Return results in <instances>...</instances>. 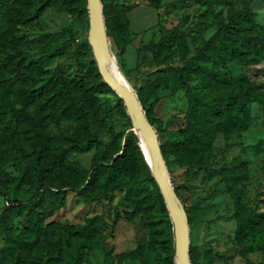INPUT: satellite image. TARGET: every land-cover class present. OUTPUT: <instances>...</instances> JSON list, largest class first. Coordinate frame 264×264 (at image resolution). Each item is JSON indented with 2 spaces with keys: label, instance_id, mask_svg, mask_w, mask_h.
Here are the masks:
<instances>
[{
  "label": "rangeland",
  "instance_id": "rangeland-1",
  "mask_svg": "<svg viewBox=\"0 0 264 264\" xmlns=\"http://www.w3.org/2000/svg\"><path fill=\"white\" fill-rule=\"evenodd\" d=\"M99 1L108 50L125 84L136 97L142 87L165 84L156 107L162 135L158 137L157 125L152 127L158 142H165L167 135L171 142L181 141L177 133L194 107L215 109L216 99H224L227 91L254 93L245 104L246 127L216 132L219 117H210L208 126L215 134L209 146L192 142L188 156L169 160L167 178L187 220L190 264H264V62L247 67L237 53L231 55L213 41L220 24L228 23L239 35H264V2ZM237 13L241 16L231 21ZM37 23L24 29L34 41L25 54L42 58L49 71L67 72L70 77H83L86 84L102 82L106 87L95 94L99 97L96 118L90 125L80 120L56 124L50 112L26 105L7 85H0V264H12L20 251L29 254L22 264H33V254L42 248L47 251V264H72L77 244L70 243L68 251L62 243L64 250L55 252L53 228H84L93 217H98L94 227L103 239L94 236V246L84 252L81 264H139L137 256L145 257L147 264L156 260V264H176L172 221L164 201L154 203L159 188L127 107L98 72L89 41L87 0H78L71 10L48 7ZM57 47H62L60 53ZM178 75L184 83H174ZM212 78L216 88L207 82ZM151 96L144 105L154 101ZM78 135L99 138L90 151L81 153L70 143ZM57 139L63 148L74 151L69 156L73 168L107 166L103 181H108L111 169H120L99 202H85L68 186L72 173H47L45 166L51 168L55 153L49 143ZM135 148L141 154L137 164ZM192 171L196 174L189 176ZM44 174L57 177L50 181L51 193L63 195V206L53 213L49 204L35 207L34 212L15 206L17 201L30 200ZM142 199L145 208L132 214L133 201ZM37 212L40 217L34 216ZM251 215L255 221L244 232ZM154 216L165 218L151 220ZM166 217L171 227L166 226ZM149 220L158 222L152 226ZM102 245L116 254L104 259Z\"/></svg>",
  "mask_w": 264,
  "mask_h": 264
},
{
  "label": "trees",
  "instance_id": "trees-1",
  "mask_svg": "<svg viewBox=\"0 0 264 264\" xmlns=\"http://www.w3.org/2000/svg\"><path fill=\"white\" fill-rule=\"evenodd\" d=\"M77 1L78 0H0V85H7V87L12 89V93L15 94V97L21 96V98H23L22 101L25 102L26 105L34 106L42 113L47 111L50 112V116L56 118V124L65 120H80L84 121V123L94 125V119L96 118V109H94V105L96 104L95 98H99L96 97L97 95L95 94L99 92L101 87H106L104 83L86 84L83 81V77L77 75L75 77H70L69 73L59 70L49 71L45 68L42 58L35 59L24 52L25 50H32L30 44H34V41L28 39L24 34L25 28L28 29L34 25H38L37 21L46 8L55 6L56 8L59 7L60 9L71 10ZM262 1L264 2V0ZM240 16V13L233 15L231 21ZM230 27L231 23L220 24L219 30L213 41L220 43L223 49L228 51L231 55L237 53L247 67L264 62V35H239L236 31L230 30ZM167 40L172 41L173 39L172 37H168ZM59 48L57 52L60 53L62 47ZM181 82H183L181 75H178L174 83ZM207 82L210 83V86L213 88L217 87L215 79L212 78ZM162 86L165 87V84L145 86L137 93V99L140 102L148 122L152 127L158 126V137H160L164 131L162 121L156 114L157 101H160L161 92L163 91ZM149 94H152L151 97H153L154 103L152 102L144 105ZM226 94L227 96H225L224 99H216L215 109H200L199 107H194L187 112L186 125L177 133L181 141L176 143L171 142L173 140H170L168 135L166 136L167 139L165 142L159 141V146L167 169L170 164L169 160L173 157L179 160L183 158L184 155L188 156L190 153V144L192 142L200 143L203 147L209 146V138L213 137L215 134L208 126L210 117H219L214 125V130H216V132L230 131L232 129L247 126L245 104L247 98L254 99V93L250 90H245L243 92L234 93L227 91ZM117 104L119 107H123L120 100H117ZM10 107L13 109L12 105H10ZM235 107L238 108L236 113L234 112ZM187 134L190 135L188 136ZM98 138L99 136H92L91 138L89 135H78L72 137L70 143L75 152L84 153L90 151L93 146L92 144L98 142ZM57 141L58 142L51 141V143H49V148L53 149L55 153L51 168L45 166V169L50 170L47 171V173L58 170L72 173L71 176L73 180L68 183V186L74 192H78L84 198L85 202H99L102 198L100 195L105 191H109L110 188H108V186L110 182L115 180L120 169L117 167H115L114 170L111 169L107 174L108 181H103L100 178L105 174L107 166L99 164L90 169H83L81 167L73 168L69 156L72 155L74 151L63 148L61 141L58 139ZM50 144H52V146ZM135 149L137 151V158L134 161L137 164L141 159V154L138 148ZM129 162L130 160L128 159L127 165ZM145 166L147 165L145 164ZM193 174H196V171H192L189 176ZM39 178L40 186L30 200L26 202L17 201L15 202V206L29 208V211L34 212L35 207L42 204H49L50 212L53 213L63 206V195L51 193L50 181H53L54 178L57 177H48L44 174ZM156 199L163 205L164 200L159 191L154 197V203ZM143 200L144 199L133 201L132 214L140 212L145 208ZM151 209L150 207L146 208L148 212H150ZM34 216L40 217L41 213H34ZM163 218L165 217L156 218L154 216L151 220H162ZM97 219L98 217H93L89 220L87 227L77 228L75 230L68 226L54 227V231L56 229L61 231V234L57 232L58 230L55 233L53 231L54 243L52 245L56 247L55 252L60 253L61 250H64V248H61L62 243L68 245L66 246L68 251L70 249V243H75L77 244L75 248L76 254L71 259L72 264H81L84 252H89L94 246V236H98V239H103L94 227L97 223ZM151 220L149 221L152 223V226L158 222L154 221L153 223ZM101 221L103 220L101 219ZM254 221L255 218L252 217V215L247 218L243 225L244 232L248 231L245 230V228H250ZM167 225L171 227L166 217V226ZM46 231L45 228L43 231L44 237L47 235ZM63 235L68 236V239L64 238ZM138 246L142 248L141 244ZM102 250L104 259H108L109 256L116 254L113 252L112 248H106V246H103ZM39 252L40 253L37 255L33 254L34 258H32V263H49L50 261L46 255V249L42 248ZM27 255H29L27 251H20L18 258L11 261L12 264L24 263ZM135 258L139 259V264H147L145 257L137 256ZM189 259L191 260V249H189ZM156 262L157 260L151 264H156Z\"/></svg>",
  "mask_w": 264,
  "mask_h": 264
},
{
  "label": "water",
  "instance_id": "water-1",
  "mask_svg": "<svg viewBox=\"0 0 264 264\" xmlns=\"http://www.w3.org/2000/svg\"><path fill=\"white\" fill-rule=\"evenodd\" d=\"M88 14L90 19L89 41L92 48L93 56L97 64L98 72L102 80L111 87L124 101L132 123L136 124L139 131L144 138L148 141L152 148L157 164V175L154 176L159 191L162 195L164 203L167 207L169 217L172 221L173 230L176 238V256L178 254V264H190L189 260V232L188 224L181 204L176 198L175 194L171 190L167 178V167L164 158L161 153L157 135L148 122L144 111L137 97L129 89L126 84L121 81L112 78L103 63L101 54L99 52V46L96 40L97 27L101 29L105 36L102 10L99 0H87ZM106 39V36H105ZM107 42V41H106ZM154 175V174H153ZM180 240L179 250L177 249V242ZM177 264V260H176Z\"/></svg>",
  "mask_w": 264,
  "mask_h": 264
},
{
  "label": "bare ground",
  "instance_id": "bare-ground-1",
  "mask_svg": "<svg viewBox=\"0 0 264 264\" xmlns=\"http://www.w3.org/2000/svg\"><path fill=\"white\" fill-rule=\"evenodd\" d=\"M96 40L97 44L99 46V52L101 54L103 63L105 64V68L108 72V74L119 81H121L123 84H125L124 79L122 78L120 72L118 71L117 64L111 54L109 53L107 42L105 39V36L99 26L97 27L96 32ZM134 128L136 131V134L138 136L139 142H140V148L142 150V153L146 159V162L148 163L149 167L151 168L154 176L157 175V164L155 160V156L153 154L152 148L149 145L148 141L144 138L142 133L137 128L136 124L134 123ZM180 240L177 242V249L179 250ZM178 252H177V264H178Z\"/></svg>",
  "mask_w": 264,
  "mask_h": 264
}]
</instances>
